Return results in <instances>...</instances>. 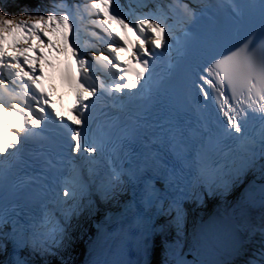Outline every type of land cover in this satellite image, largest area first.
I'll use <instances>...</instances> for the list:
<instances>
[{
    "label": "snow or ice",
    "instance_id": "snow-or-ice-1",
    "mask_svg": "<svg viewBox=\"0 0 264 264\" xmlns=\"http://www.w3.org/2000/svg\"><path fill=\"white\" fill-rule=\"evenodd\" d=\"M48 49L75 58L70 123L40 86ZM101 209L86 264H264V0H0V264H70Z\"/></svg>",
    "mask_w": 264,
    "mask_h": 264
},
{
    "label": "rangeland",
    "instance_id": "rangeland-1",
    "mask_svg": "<svg viewBox=\"0 0 264 264\" xmlns=\"http://www.w3.org/2000/svg\"><path fill=\"white\" fill-rule=\"evenodd\" d=\"M11 9H12V7H9L7 9V11H9L10 13H18V12H16V10L11 11ZM53 39H54L53 43L57 44L58 43L57 42V36H53ZM48 50H51V49H48ZM194 207H195L194 212H199L200 214L203 213L202 218H204L205 216L207 217L206 214L209 213L208 211L211 210V207L214 208V204L212 202H207V204L205 203V205H203V206H196L195 205ZM92 218L90 220L82 219L81 220L82 230H76L73 232V236L75 239H74V242H73L72 247L70 249V256H68L70 264H81V262L83 261L82 257H83V252L85 251V249H83L84 245H80L81 234L87 233L88 230H89L88 232H90V223L92 221ZM192 222H194V219H192L190 217V219L187 220V223H189V225H192L193 224ZM51 260H52V264H58L57 258L53 257V258H51ZM158 260H159L158 256L154 257L153 264H157Z\"/></svg>",
    "mask_w": 264,
    "mask_h": 264
},
{
    "label": "bare ground",
    "instance_id": "bare-ground-1",
    "mask_svg": "<svg viewBox=\"0 0 264 264\" xmlns=\"http://www.w3.org/2000/svg\"><path fill=\"white\" fill-rule=\"evenodd\" d=\"M114 26V24L112 25V27ZM89 30H92V31H95V28L93 27V26H91L90 25V28H89ZM101 33V32H100ZM102 35H105L104 33L102 34ZM58 38V37H57ZM109 38V37H108ZM54 40V39H53ZM59 40V39H58ZM58 44V43H57ZM57 47H59V45H57ZM65 52H66V50H64V51H60V52H56V51H52L51 53H47V55L45 54V57H46V59H54L56 56H64V54H65ZM213 207H211V210H209L208 212V214H206L207 215V217L205 216L204 218H202V215H203V213L202 214H200L199 212H194L193 214H192V217L196 220V221H199V220H207L208 219V217L211 215V213H212V211H213ZM194 210H195V208H194ZM105 212V210H103V209H101V211H98V214H100V215H102V213H104ZM93 220L94 219H96V217H93L92 218ZM89 231V230H88ZM87 231V233H85V234H81V243H82V241L83 240H88V238L90 237V236H92V229L90 230V232H88ZM83 249H85V251L83 252V259H85V257H87V253H88V245H87V243L85 242V244H84V247H83ZM209 258H211V256H209Z\"/></svg>",
    "mask_w": 264,
    "mask_h": 264
},
{
    "label": "water",
    "instance_id": "water-1",
    "mask_svg": "<svg viewBox=\"0 0 264 264\" xmlns=\"http://www.w3.org/2000/svg\"><path fill=\"white\" fill-rule=\"evenodd\" d=\"M190 258V257H189Z\"/></svg>",
    "mask_w": 264,
    "mask_h": 264
}]
</instances>
